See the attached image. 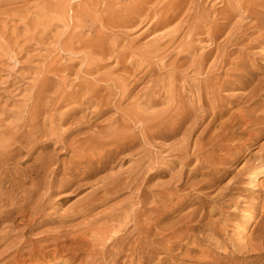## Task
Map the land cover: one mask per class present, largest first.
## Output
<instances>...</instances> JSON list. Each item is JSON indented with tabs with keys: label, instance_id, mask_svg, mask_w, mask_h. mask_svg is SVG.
Masks as SVG:
<instances>
[{
	"label": "rangeland",
	"instance_id": "1",
	"mask_svg": "<svg viewBox=\"0 0 264 264\" xmlns=\"http://www.w3.org/2000/svg\"><path fill=\"white\" fill-rule=\"evenodd\" d=\"M263 168L264 0H0V264H264Z\"/></svg>",
	"mask_w": 264,
	"mask_h": 264
},
{
	"label": "bare ground",
	"instance_id": "2",
	"mask_svg": "<svg viewBox=\"0 0 264 264\" xmlns=\"http://www.w3.org/2000/svg\"><path fill=\"white\" fill-rule=\"evenodd\" d=\"M220 57H221V56H220ZM222 65H223V64H222ZM222 65H221V66H222ZM209 69H210V68H209ZM214 70H215V69H214ZM218 70H219V69H218ZM241 77H242V76H241ZM212 80H213V79H212ZM243 81H245V80H243ZM251 82H253V81H251ZM212 83H213V82H212ZM226 83H227V82H226ZM238 84H239V83H238ZM249 84H250V83H249ZM224 85H225V84H224ZM224 85H222V86H224ZM244 85H245V83H244ZM260 85H261V84H260ZM260 85H259V86H260ZM225 86H227V85H225ZM236 87H237V86H236ZM262 87H263V86H262ZM210 89H211L212 92H215V90H214L213 88L210 87ZM222 89H223V88H222ZM220 90H221V89H220ZM262 91H263V90H262ZM248 95H249V94H248ZM250 95H253V94L250 93ZM249 99H250V98H249ZM36 116H37V115H36ZM36 118H37V117H36ZM36 120H37V119H36ZM36 122H37V121H36ZM36 122H35V120H33V122H32L31 125H30V130H29L34 136H36L38 133H40V131L36 129ZM40 134H41V133H40ZM24 138H25V137H24ZM24 138H23V139H24ZM13 140H14V139H13ZM27 140H28V139H27ZM11 141H12V140H11ZM12 144H13V143H12ZM8 146L10 147V144H9ZM8 146H7V147H8ZM7 147H6V148H7ZM9 147H8V149H9ZM11 148H12V147H11ZM197 148H198V147H197ZM8 156H9V155H8ZM262 172H264V168H263V169H259L258 172H256V173L258 174V173H262ZM250 177H251V178H255V177H256V174L253 173V174H251ZM13 186H14V185H13ZM13 188H14V187H13ZM11 192H12V191H11ZM25 197H26V196H25ZM19 208H23V207H22L21 205H19L18 207H16V206L13 207V209H19ZM13 209H10L9 211H6V212H5V215H6V214H10V213L13 211ZM23 211H24V210H23ZM5 215H3V216H5ZM10 215H11V214H10ZM4 218H5V217H4ZM7 218H8V217H7ZM104 227H105V226H104ZM95 231H96V230H95ZM101 235H102V234H101ZM101 235H100V236H101ZM109 235H110V234H109ZM99 238H100V237H99ZM262 242H263V241H261V243H262ZM99 244H100V242H99ZM259 245H260V244H259ZM261 245H264V244L262 243ZM261 249H264V247L261 248ZM261 249H260V250H261ZM131 252H132V251H131ZM131 252H130V253H131ZM262 254H264V253L262 252ZM120 255H121V254H120ZM135 256H136V255H135ZM132 257H133V255H131V261L134 259V258H132ZM140 257H141V256H140ZM119 258H120V257H119ZM113 259H114V258H113ZM116 260H117V259H116ZM142 260L144 261V259H142ZM140 262L142 263V261H140ZM140 262H139V263H140Z\"/></svg>",
	"mask_w": 264,
	"mask_h": 264
}]
</instances>
